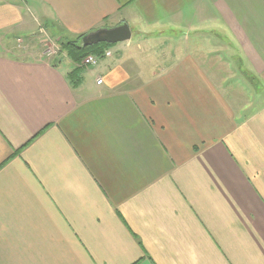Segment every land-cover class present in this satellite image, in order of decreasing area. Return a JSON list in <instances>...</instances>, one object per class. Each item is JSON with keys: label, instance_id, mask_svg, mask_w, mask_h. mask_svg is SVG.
Here are the masks:
<instances>
[{"label": "crops", "instance_id": "crops-1", "mask_svg": "<svg viewBox=\"0 0 264 264\" xmlns=\"http://www.w3.org/2000/svg\"><path fill=\"white\" fill-rule=\"evenodd\" d=\"M0 264H264V0H0Z\"/></svg>", "mask_w": 264, "mask_h": 264}, {"label": "rangeland", "instance_id": "rangeland-1", "mask_svg": "<svg viewBox=\"0 0 264 264\" xmlns=\"http://www.w3.org/2000/svg\"><path fill=\"white\" fill-rule=\"evenodd\" d=\"M45 26H47V24H45ZM50 35L51 34H49V33H47V35H45V36L42 34L43 39L46 37V40L44 39V41H40V39H42V38H39V40H38V39H34V37L33 38L30 37L29 40L21 38V40L18 39V40L12 41V42H14L16 46L20 45L21 47H25L28 44V48L29 47L30 48L37 47V48H39V51H41V52L43 51L44 53H46L45 51H48L50 53V55H58V53L60 52L62 56L63 55L65 56V51L63 50V48L60 47L59 42L55 41ZM133 36L134 35H132V38H133ZM75 38L76 37L71 36V37H66L65 40L66 41H69V40L72 41V40H75ZM158 42H160V40ZM125 43H126V41L111 44L108 46V48L112 49V51H113L118 47V45H122ZM140 49H141L140 52L145 53L146 57L149 56L148 52L145 51L144 46H140ZM151 57H152V54H151ZM77 67L78 68H76V73H77L78 77L80 75L84 74L86 76L87 80L94 81V78H95L94 72L93 73L91 72V74L90 73L85 74L86 68L90 69L91 67H86L84 65H82V66L77 65Z\"/></svg>", "mask_w": 264, "mask_h": 264}, {"label": "water", "instance_id": "water-1", "mask_svg": "<svg viewBox=\"0 0 264 264\" xmlns=\"http://www.w3.org/2000/svg\"><path fill=\"white\" fill-rule=\"evenodd\" d=\"M131 31L126 23L113 27H100L85 33L81 37V46L87 47L98 43L115 44L129 40Z\"/></svg>", "mask_w": 264, "mask_h": 264}, {"label": "trees", "instance_id": "trees-1", "mask_svg": "<svg viewBox=\"0 0 264 264\" xmlns=\"http://www.w3.org/2000/svg\"><path fill=\"white\" fill-rule=\"evenodd\" d=\"M87 33V32H86ZM85 33L76 36L75 40L62 42L59 41V45L65 51V54L72 60L73 63L78 64L88 54L100 55L109 45L107 43H98L95 45L82 47L81 37ZM78 68V67H77Z\"/></svg>", "mask_w": 264, "mask_h": 264}, {"label": "built area", "instance_id": "built-area-1", "mask_svg": "<svg viewBox=\"0 0 264 264\" xmlns=\"http://www.w3.org/2000/svg\"><path fill=\"white\" fill-rule=\"evenodd\" d=\"M111 55V52L109 51V49H106L105 51H103L102 54L100 55H97V54H88L86 57H84L82 59V61L80 62V65H84L86 67H93L95 65H97L100 61V59L102 57H107V56H110ZM95 83L97 85H100L102 84V79L101 77H98L95 81Z\"/></svg>", "mask_w": 264, "mask_h": 264}]
</instances>
